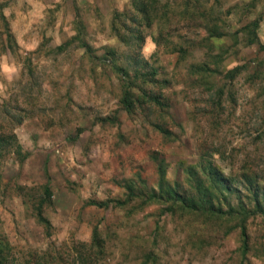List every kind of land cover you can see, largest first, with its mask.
<instances>
[{
    "label": "rangeland",
    "instance_id": "rangeland-1",
    "mask_svg": "<svg viewBox=\"0 0 264 264\" xmlns=\"http://www.w3.org/2000/svg\"><path fill=\"white\" fill-rule=\"evenodd\" d=\"M3 1L0 136L14 134L26 154L18 162L6 146L0 155V235L13 252L47 250L60 264H80L78 243L89 244L95 229L99 242L83 264H264L259 216L246 222L243 251L230 223L169 215L162 203L143 205L141 198L125 202L121 186L157 191L161 160L165 181L186 187L184 167L210 153L234 187L249 175L264 188V50L247 45L241 29L256 21L264 45V0H155L149 27L130 0L16 2L15 12L30 23L26 49L8 38ZM211 17L224 36L204 45L202 26ZM124 27L144 35L138 51L118 40ZM235 66L242 68L229 78ZM141 89L159 105L136 104L126 113L123 91L140 97ZM45 185L48 235L34 215Z\"/></svg>",
    "mask_w": 264,
    "mask_h": 264
},
{
    "label": "trees",
    "instance_id": "trees-1",
    "mask_svg": "<svg viewBox=\"0 0 264 264\" xmlns=\"http://www.w3.org/2000/svg\"><path fill=\"white\" fill-rule=\"evenodd\" d=\"M130 4L134 13L141 18V24L145 27H149L154 18L152 15L155 11V0H130ZM130 20L136 22L134 17H130ZM217 22V18L211 17L210 21L202 26L205 37L200 40V43L205 45L212 38L218 39L224 36L222 27ZM256 28V21L241 28L244 31L245 42L247 45H254L260 50H264V45L258 42L255 35ZM5 29L9 32L7 25ZM124 30L125 33L117 34L118 40L125 46L138 51L144 42V35L139 31L133 32L134 29L128 27H124ZM8 38H12L10 33ZM155 42L159 43L157 40ZM8 43H10L9 40ZM176 51L180 56L178 59H180L184 51L180 49ZM215 58H217V56H215ZM215 62L217 63L218 60L216 59ZM261 62L264 64V58ZM193 68L196 69L198 73L210 71V69L203 66H194ZM241 68V66H235L226 73L229 78H235ZM121 73L123 76L128 77L126 69L122 68ZM141 97L145 98V100L141 99ZM158 98V96L150 95L142 89L140 97H134L128 90H124L120 99V105L121 108L129 114L136 104L142 105L145 102H151L159 105ZM21 122V118L16 119V125H19ZM154 127L163 135L169 134L160 125L156 124ZM6 146L8 148L7 150L18 158V162H22L26 158V154L22 153L21 147L16 142L14 134H9L7 137L0 136V155L1 150ZM210 158V153L207 156L201 154L195 165L184 167L183 173L185 175L186 187L176 182L172 184L166 182V166L163 161L159 160L156 164L157 191L148 194L137 191L133 193L134 187L132 182H125L121 185L125 190L124 201L131 202V200L135 198H141L142 201L140 202L143 205L155 202L162 203L166 206L169 215H173L177 211L182 214L191 213L196 215L199 222L203 224L210 220L217 223L228 222L230 223L229 231L238 230L242 240V250L245 251L248 240V235L246 233L247 220L251 217L259 216L262 222H264V188L255 180L256 176H254V178L249 175L240 176V189L239 187H234L233 182H235L236 179L223 175ZM44 173H46L45 166ZM50 197L51 194L48 185H45L42 190L41 201L34 210L35 220L37 224L42 227L46 235H48L51 225L42 215L41 206L42 204H48ZM124 201L119 204H124ZM92 204H96L99 207L106 205L105 202H92ZM92 236H94V239L89 244L78 243L79 251L77 252L76 260L80 264L85 262L83 255L87 254L86 251L90 250L94 242H99L95 237V229L92 230ZM59 262V258L52 256L47 250L42 252L29 250L26 254L22 253L21 255L18 253V255H16L6 239L0 235V264H60Z\"/></svg>",
    "mask_w": 264,
    "mask_h": 264
},
{
    "label": "crops",
    "instance_id": "crops-1",
    "mask_svg": "<svg viewBox=\"0 0 264 264\" xmlns=\"http://www.w3.org/2000/svg\"><path fill=\"white\" fill-rule=\"evenodd\" d=\"M21 3L23 5H30L29 0H4L3 5L4 7L1 10V16L5 19L6 25L9 29V32L12 34L14 40L17 41L18 47L26 49V40H23L25 37V32L27 28L30 27V23L27 25L24 24V13L22 12H15V3ZM22 10V9H21ZM22 13V14H21ZM18 14V15H17ZM21 19L23 21H21ZM27 34V32H26Z\"/></svg>",
    "mask_w": 264,
    "mask_h": 264
}]
</instances>
